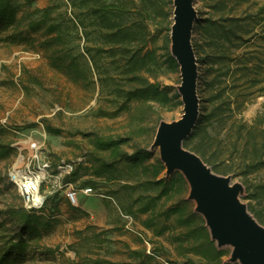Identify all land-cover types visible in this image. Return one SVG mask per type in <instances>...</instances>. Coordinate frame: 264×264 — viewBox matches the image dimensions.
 I'll return each mask as SVG.
<instances>
[{"label": "rangeland", "instance_id": "rangeland-1", "mask_svg": "<svg viewBox=\"0 0 264 264\" xmlns=\"http://www.w3.org/2000/svg\"><path fill=\"white\" fill-rule=\"evenodd\" d=\"M11 1L18 7L16 20L0 26V143L9 146L0 149L6 151L0 154V251L21 238L26 248L17 264L230 262L232 246H218L209 230L206 234L201 228L207 226L195 211V201L188 198L189 185L183 174L178 169L166 174L158 147H152L159 123L175 121L183 111L179 66L170 51L172 0H135L144 13L142 37L128 44L125 55L138 53L140 59L128 70L117 68L114 56L97 51L101 41L96 30L86 41L80 27L74 31L66 0ZM215 1L219 0H192L197 16H218L212 8ZM263 4L264 0L228 1L236 13ZM44 13H49L47 23L60 22L69 32L66 46L76 55L83 75L75 78L53 65L63 44H47L43 28L29 30L28 23L42 19ZM194 36L192 31V39ZM259 44L243 42L225 80L213 79V89L203 90L197 69L196 90L199 114L216 106L224 111L221 115L226 123L214 122L211 127L219 138L228 137L222 145L233 157L227 174L221 171L224 163L216 168L205 164L214 174L241 184L239 200L246 207L251 203L262 221L248 213L264 227V190L259 189L254 198L247 197L264 183V167L243 174L233 149L238 123L246 128L238 143L248 149L253 142L264 147V55L247 60ZM86 47L94 53L98 68L84 53ZM238 61L256 63L258 72L240 69ZM99 77L104 79L102 84ZM129 90L137 91L138 96L126 102ZM223 90L221 99H211ZM224 100L230 101V110L222 105ZM251 124L256 127L250 128ZM118 138L124 141L117 146H98L99 140ZM133 152L143 154L132 161L128 156ZM102 160L119 170L96 173ZM17 162L24 171L42 169L46 174L40 184L42 202L31 209L23 206L10 177ZM158 179L162 181L156 182ZM65 182L88 186L102 196L78 190L72 205L60 188ZM158 194L160 198L153 203ZM20 207L38 215L36 230L21 232ZM209 240L223 251L220 258L214 257Z\"/></svg>", "mask_w": 264, "mask_h": 264}, {"label": "trees", "instance_id": "trees-1", "mask_svg": "<svg viewBox=\"0 0 264 264\" xmlns=\"http://www.w3.org/2000/svg\"><path fill=\"white\" fill-rule=\"evenodd\" d=\"M66 1L74 18H69L74 31L80 27L86 41L90 39V34L93 30H96L95 32H98V38L101 41V43L97 45V51H105L114 56V62H116L117 68L128 70L136 66L135 64L139 61L140 55L138 53H132L127 57L125 55L128 50V44L142 37L141 18L144 13L138 8L135 0ZM228 1L234 0L215 1L212 8L220 14L218 16L211 14L197 16L193 24L192 31L195 33V36L192 39V46L196 56V62L198 63L197 69L200 72L198 78L202 80L203 90L208 91L210 86L213 89L212 84L215 77H221L222 81L225 80V77L232 69L231 61L235 59V57H233L235 51L241 47L243 42H261V44L254 47L247 60L259 58L260 54L264 55V22L262 23V21H264V4L260 5L257 9L246 10L244 13H236L231 11L233 6H229ZM227 7L229 8L227 9ZM17 12L18 7L14 5L11 0H0V26L12 24L16 20ZM43 15L44 17L42 19L30 21L28 23L29 30L35 31L43 28L46 34L45 40L47 44H63V47L61 46L57 50V55L52 60L53 65L67 72V74L73 75L75 78L78 77L79 74L83 75L81 74L82 71L79 68L76 55L66 46L69 32L65 27H61L62 23L60 22L47 23L45 16L49 17V13H44ZM84 53L89 56L94 68H98L99 64L94 53L91 52V49L86 47ZM238 64H240V69H251L254 72H258L256 63H253V65H246L245 62L238 61ZM210 74L211 77L208 76ZM98 80L102 84L104 79L99 77ZM223 93L224 90L218 92L216 95L212 94L211 99H221ZM137 96V91L129 90L125 94L124 101L127 102ZM222 105H224L227 110L231 109L230 101H225ZM202 112L203 113L199 114L189 135L183 139L182 145L183 147H189L191 151L199 155L204 163L211 165L213 168H216V165L219 163H224L221 171L223 174H227L232 169L233 157L231 156L232 151L228 153L223 149L222 144L227 142L228 137L224 136L219 138L218 133L213 132L211 127L214 122L220 126L226 123V117L221 115L224 111L220 106H216L215 108L211 107V109ZM255 127V124L250 125V128L254 129ZM243 128H245V126L242 123H238L236 126L235 131L237 135L233 141V149L238 153L239 161L237 163L242 165L243 174L246 175L264 167V147H258L253 142L251 149H248L246 145H242L243 143H238ZM123 141V138L99 140L98 146L101 148H110L119 145ZM5 148H9V146H4L0 143V149L7 150ZM0 154L5 155L6 151H0ZM142 154L143 153L133 152V154L128 157L132 158V161H135ZM101 164V168L96 170L98 174L107 169H110V173L119 170L118 166L112 165L108 160H102ZM180 177L182 178L181 175ZM160 181H162V179H158L156 182ZM257 186L256 190L251 191L250 195L248 194L247 197L254 198L256 194L260 192L259 189L263 192L264 183ZM158 198H160L159 194L154 196L152 198L153 203L156 201L155 199ZM144 208L146 209V207ZM246 208L253 213L256 218L262 221L252 208L251 203H248ZM17 219L20 224L21 232L37 229L36 223L39 221V217L34 211H27L23 207H20ZM201 228L208 234V229L205 226H201ZM209 245L214 250V257L220 258L223 251L215 249L213 241L209 240ZM25 248L26 241L24 239L20 238L13 241L5 250L0 251V264H17ZM118 264L132 263L121 262ZM218 264L237 263H221L219 260Z\"/></svg>", "mask_w": 264, "mask_h": 264}, {"label": "water", "instance_id": "water-1", "mask_svg": "<svg viewBox=\"0 0 264 264\" xmlns=\"http://www.w3.org/2000/svg\"><path fill=\"white\" fill-rule=\"evenodd\" d=\"M170 51L180 71L178 93L183 103L180 117L160 122L152 142L158 147L166 174L178 169L189 185L188 198L195 201L212 240L218 246L231 245L230 262L264 264V227L238 198L242 186L228 176L214 174L182 141L195 125L199 109L196 90L197 62L192 46V29L197 18L192 0H172Z\"/></svg>", "mask_w": 264, "mask_h": 264}, {"label": "built area", "instance_id": "built-area-1", "mask_svg": "<svg viewBox=\"0 0 264 264\" xmlns=\"http://www.w3.org/2000/svg\"><path fill=\"white\" fill-rule=\"evenodd\" d=\"M26 172L30 174V178L29 179L23 178L20 184L15 183L11 175L10 177H11V180L16 184L18 188L19 194L22 197L23 206L27 209H31L33 207H36L38 204L42 202L43 196L40 193V184L41 182H43L46 174L42 171V169L38 171L28 170ZM51 177L58 179L57 177L53 175H51ZM60 188L62 189V191L64 190L65 198L72 205L76 204L75 197H76L78 190L86 195L94 194L96 197L102 196L99 192L95 190L93 191L92 188L88 186H81V187L76 186V185L72 186L71 183L65 182L64 184L61 185ZM38 197L39 199H37Z\"/></svg>", "mask_w": 264, "mask_h": 264}, {"label": "bare ground", "instance_id": "bare-ground-1", "mask_svg": "<svg viewBox=\"0 0 264 264\" xmlns=\"http://www.w3.org/2000/svg\"><path fill=\"white\" fill-rule=\"evenodd\" d=\"M10 175L13 181L17 184H20L23 178H27V179L30 178V174L28 172L19 168L18 162L15 164V166L11 170ZM37 199H39V197Z\"/></svg>", "mask_w": 264, "mask_h": 264}, {"label": "crops", "instance_id": "crops-1", "mask_svg": "<svg viewBox=\"0 0 264 264\" xmlns=\"http://www.w3.org/2000/svg\"><path fill=\"white\" fill-rule=\"evenodd\" d=\"M68 202V201H67Z\"/></svg>", "mask_w": 264, "mask_h": 264}]
</instances>
